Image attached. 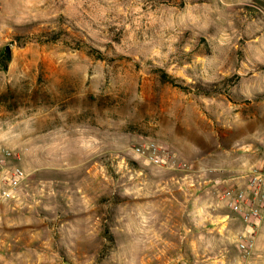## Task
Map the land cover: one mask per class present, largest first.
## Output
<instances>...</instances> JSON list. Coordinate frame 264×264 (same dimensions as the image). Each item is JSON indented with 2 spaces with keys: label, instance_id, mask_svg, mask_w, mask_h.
Listing matches in <instances>:
<instances>
[{
  "label": "rangeland",
  "instance_id": "rangeland-1",
  "mask_svg": "<svg viewBox=\"0 0 264 264\" xmlns=\"http://www.w3.org/2000/svg\"><path fill=\"white\" fill-rule=\"evenodd\" d=\"M58 29L103 60L31 40ZM4 46L0 148L20 153L30 196L0 203V264H264V232L241 219L221 229L227 181L264 170V0H0ZM151 145L169 167L132 154ZM200 169L207 184L187 192L181 178ZM38 183L52 194L36 204ZM219 237L226 263L196 253Z\"/></svg>",
  "mask_w": 264,
  "mask_h": 264
},
{
  "label": "built area",
  "instance_id": "built-area-1",
  "mask_svg": "<svg viewBox=\"0 0 264 264\" xmlns=\"http://www.w3.org/2000/svg\"><path fill=\"white\" fill-rule=\"evenodd\" d=\"M153 152H150V146L147 151L143 147H137L132 151L135 156L148 157L151 164L156 166H164V161L169 167L171 164V155L166 149H158L163 154V157L156 155L155 145H151ZM241 149L248 151L247 145H242ZM150 152V154H149ZM21 155L18 152H13L8 149L0 148V203L8 202L14 209L24 206L27 198L30 196L29 187L27 185V174L21 167ZM180 170H185V166L178 167ZM207 171L200 169L195 173L186 171L181 178L186 185L187 192H194L197 189L207 184L205 180ZM249 177L246 190H233L225 188L221 194V200L224 206L233 214L239 216L242 222L251 227L250 234L255 233L261 219L264 218V170L257 168L246 174ZM182 189V187L180 188ZM52 192L45 186L44 183H38L36 187L35 202L38 204L42 198ZM238 249L244 255H248L253 249V242L245 235L238 238Z\"/></svg>",
  "mask_w": 264,
  "mask_h": 264
},
{
  "label": "trees",
  "instance_id": "trees-1",
  "mask_svg": "<svg viewBox=\"0 0 264 264\" xmlns=\"http://www.w3.org/2000/svg\"><path fill=\"white\" fill-rule=\"evenodd\" d=\"M20 37H15L14 42H16L17 47H22L26 42L20 41ZM33 42H36L40 45H48V44H56V43H64L69 46L71 49H78L84 51L88 56L96 59L103 60V56L99 51L87 45L81 40H78L72 37L65 30L58 29L52 31H44L41 32L34 37H32ZM12 51L9 46L0 47V71H5L8 67V64L11 61ZM156 74L159 77L160 81L163 84H167L173 88L188 91V86H185L182 81L175 79L168 74H166L163 70H156ZM238 80L237 77L227 78L223 81L224 88L227 90L229 87H233ZM198 92L206 95H214L222 93V88L213 87L212 88H198ZM104 236L111 241V237L108 235L107 230L104 231Z\"/></svg>",
  "mask_w": 264,
  "mask_h": 264
},
{
  "label": "crops",
  "instance_id": "crops-1",
  "mask_svg": "<svg viewBox=\"0 0 264 264\" xmlns=\"http://www.w3.org/2000/svg\"><path fill=\"white\" fill-rule=\"evenodd\" d=\"M241 179L235 177V178H231L229 181H227V184H226V188H231L233 190H246L247 189V184H248V181H249V177H247L246 175L245 176H242L240 177ZM219 180H215L214 183L215 184H218ZM172 185V192H176L178 191V189H175V185L174 183L171 184ZM223 188V186H221ZM171 192V191H170ZM194 210H186L188 216H190V213L192 211H196L197 210V206H194L193 207ZM192 208V209H193ZM215 209V208H214ZM221 210H223V212H225V217H231L230 220L228 222H225L222 224L221 226V229L222 227H224L225 231L227 233H231L233 234V232L235 231L234 230V227L236 226V223H234V221H237V222H241L239 216L237 215H233L224 205L221 206ZM219 214V213H218ZM190 221H188V223H193V220L190 219V217H188ZM186 220H188L186 218ZM195 223V222H194ZM193 223V224H194ZM181 224V223H180ZM257 230H259V234L263 233L264 232V222L263 223H259L258 224V227L255 231V233L257 234ZM244 231V230H243ZM213 232V231H210V233ZM216 233L217 234H221L220 236H224V233L216 230ZM245 231L241 233V236L245 235ZM213 235V233H212ZM226 239V238H225ZM190 241V244L192 245H196L197 243V240H196V237H195V241L194 240H189ZM226 245H227V242H225V240H223L221 237L218 238V243L216 245L213 246V250H212V247L211 249H208L207 247H204L203 250H201L200 248H197L196 250V253L200 254V255H204V254H207L208 252H211L213 253V255H216V252L218 253V256H221V255H225V248H226ZM197 255V254H196ZM223 259V256H221V259H218L220 262H223V263H226L225 260H222ZM250 259L252 258H249L248 261L246 259L242 260L243 264H250ZM257 264V262L255 261L253 264ZM2 264H5V262H2Z\"/></svg>",
  "mask_w": 264,
  "mask_h": 264
}]
</instances>
